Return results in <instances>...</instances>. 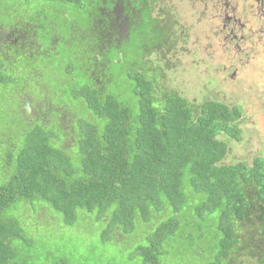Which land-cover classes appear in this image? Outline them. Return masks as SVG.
<instances>
[{
    "label": "trees",
    "instance_id": "1",
    "mask_svg": "<svg viewBox=\"0 0 264 264\" xmlns=\"http://www.w3.org/2000/svg\"><path fill=\"white\" fill-rule=\"evenodd\" d=\"M142 3L11 0L2 10L0 89L11 100V114L41 107V122L26 128L18 116L20 126L11 134L16 142L1 169L0 264H18L11 248L24 238L17 220L38 217L35 211L27 214V205L49 212L42 204L67 226L78 211L93 214L105 225L103 238L116 237L117 231L129 236L136 224L160 215L152 235L146 233V242L134 249L142 264L202 254L191 245L177 254L171 250L174 233L188 230L179 218L189 207L197 220L217 225L211 249L216 255L208 264H223L234 253L249 255L246 248L259 250L247 235L246 221L264 211V174L241 163L223 164V139L238 136V109L214 100L193 106L168 94L157 104L159 111L152 80L134 73L135 83L127 89L116 71L138 20L133 5ZM122 6L134 11L128 12V23ZM127 91L139 92L127 101L121 98ZM25 133L24 144H17ZM22 203L25 213L16 210ZM258 254L264 264V248Z\"/></svg>",
    "mask_w": 264,
    "mask_h": 264
},
{
    "label": "rangeland",
    "instance_id": "2",
    "mask_svg": "<svg viewBox=\"0 0 264 264\" xmlns=\"http://www.w3.org/2000/svg\"><path fill=\"white\" fill-rule=\"evenodd\" d=\"M6 6H11V0H0V14ZM133 7L136 9L134 11L138 15V20H133L132 31L121 48L116 68V71L120 72L126 80L127 89H130L131 85L135 83L134 73L139 75V78L152 80L154 82L152 97L158 110L159 106L157 104L162 103V96L168 94H178L189 103L196 104L205 100L219 101L228 105L236 102L235 95L230 89L220 92L219 87H215L216 78L213 74L210 76L202 71L198 57H194L192 62L191 58L185 55V46L180 41L178 33L181 31L179 28L175 29L174 36L168 38L163 23L155 17L153 0H147V2L133 5ZM168 40L169 45L173 48L163 51L165 57H159L154 47L157 44L162 46ZM59 67H61L60 63ZM49 76L48 73L47 78ZM138 92L131 91V97L132 93L138 94ZM130 94L127 91L123 93L121 98L129 101ZM6 95L0 89V184L3 182L1 169L5 168V156L11 150V142H16L11 134L18 125L20 126L18 116L21 119L22 126L26 128H30L33 123L41 122V117H39L41 107H39V111L19 108L17 111L18 116L11 114V100L6 101ZM246 96L248 97V95ZM236 98L238 99L239 96L237 95ZM132 107L136 108L135 105ZM135 111L133 109V114ZM244 129L246 130L244 134L245 143H237L230 139L227 145V141L223 139L228 150L224 160L225 164L234 163L239 159L248 164L254 154H257L259 142L260 145L264 144L261 140L258 141V137L255 140L249 136L250 127L246 123V119ZM25 138L26 133L19 138L17 144L20 141L24 144ZM246 141L248 142L246 143ZM22 205L23 203L19 204L16 210L19 209L20 212L25 213V210L21 208ZM42 205L49 212L42 207L38 210H31L29 205L25 209L27 214L35 211L38 217L39 215L45 217L41 219L26 217L24 220L19 218L17 220L24 236L21 240H15L11 243L14 253L13 258L18 264H142L140 255L135 253L134 249L137 244L152 235L158 224L156 219L148 225L141 224L147 225L146 229L149 232L148 236L145 235L144 238V230H140V226L137 224L134 232L129 236L122 235L117 231L115 233L116 237L114 234H108L103 238L102 233L105 225L103 222L98 221L93 214L78 211L75 223L67 226L57 212L46 204ZM10 214L8 213L7 217ZM11 216L15 217L12 214ZM180 221L183 222L184 228L188 230H183L180 234L174 233L176 244L171 245V250L177 254L181 246L191 245V249L198 247L199 250L196 251L202 254H189L184 259L175 255L168 262H164V257H161L162 262L164 264H196V259L200 258V260L205 261L204 264H208L216 255L211 250L212 248L215 249V243H217V225L215 221L202 223L201 220H197L193 211L191 213L187 212L186 217H181ZM198 233H202V240L196 242ZM251 235L253 237V231ZM254 240L257 241L256 245L259 246V250L264 248L263 237L256 236ZM175 245L177 246L175 247ZM259 250L257 252L248 251L249 255L246 256H242L241 253H238L239 255L231 254L224 260L223 264L263 263V258L258 254ZM171 254L169 251L167 256H171ZM11 264L14 263L11 262Z\"/></svg>",
    "mask_w": 264,
    "mask_h": 264
},
{
    "label": "flooded vegetation",
    "instance_id": "3",
    "mask_svg": "<svg viewBox=\"0 0 264 264\" xmlns=\"http://www.w3.org/2000/svg\"><path fill=\"white\" fill-rule=\"evenodd\" d=\"M153 4L155 17L163 23L168 38L179 28L185 55L192 62L198 57L202 71L214 75L215 87H219L220 92L230 89L234 93L236 102L223 103L236 107L239 112L236 119L238 136L231 140L245 141L246 119L249 136L264 143V0H153ZM119 9L126 12L125 21L128 23V12L134 11L123 6ZM163 44L165 46L157 44L154 47L159 57H165L163 51L173 48L169 40ZM226 141L228 145L230 139ZM234 163H241L247 169H258L263 175L264 144L259 142V150L248 164L242 159ZM260 210L262 216H253L246 221L250 241L256 236L264 238V211ZM260 229L263 232L258 235Z\"/></svg>",
    "mask_w": 264,
    "mask_h": 264
},
{
    "label": "clouds",
    "instance_id": "4",
    "mask_svg": "<svg viewBox=\"0 0 264 264\" xmlns=\"http://www.w3.org/2000/svg\"><path fill=\"white\" fill-rule=\"evenodd\" d=\"M189 197H190V200L195 201V197H194V195H193L191 192H189ZM190 206H191V204H190ZM190 211H191V210H190V207H189V208H187L186 213H187V212H190ZM186 213H185L184 215L181 214V216H180L179 219H181V217H186ZM159 216H160V215H159ZM159 216H154V217H152V218L150 219L149 223H147V225L150 224V222H151L152 220H154V219L157 220V219L159 218ZM161 219H163V218H161ZM157 221H158V220H157ZM141 224H142V223H138L137 225L140 226V230H144V233H143V235H144L143 238H144V237H145V234H146V233H149V232H148V230L146 229V228H147V227H146L147 225H141ZM158 224H159V222H158ZM158 224H157V225H158ZM174 240H175V238H174ZM143 242H144V240H143ZM145 242H146V241H145ZM145 242H144V243H145ZM172 244H175V242L173 241Z\"/></svg>",
    "mask_w": 264,
    "mask_h": 264
}]
</instances>
